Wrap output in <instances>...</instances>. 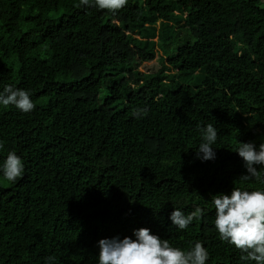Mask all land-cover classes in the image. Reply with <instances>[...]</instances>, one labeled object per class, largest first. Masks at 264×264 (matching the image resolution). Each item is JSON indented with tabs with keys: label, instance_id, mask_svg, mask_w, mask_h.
<instances>
[{
	"label": "trees",
	"instance_id": "16d2710c",
	"mask_svg": "<svg viewBox=\"0 0 264 264\" xmlns=\"http://www.w3.org/2000/svg\"><path fill=\"white\" fill-rule=\"evenodd\" d=\"M77 3L0 0V89H30L36 105L0 106V161L14 150L25 163L15 183L0 180V264H97L99 239L140 227L184 249L201 240L207 264H241L211 196L258 187L232 149L264 142V0ZM156 48L158 70L138 71ZM208 123L220 134L202 161ZM174 207L204 211L180 230Z\"/></svg>",
	"mask_w": 264,
	"mask_h": 264
},
{
	"label": "clouds",
	"instance_id": "9594fccd",
	"mask_svg": "<svg viewBox=\"0 0 264 264\" xmlns=\"http://www.w3.org/2000/svg\"><path fill=\"white\" fill-rule=\"evenodd\" d=\"M128 0H78L79 8L107 9L112 13L124 8ZM0 106H15L23 113L32 112L36 105L30 89L6 84L0 89ZM147 106L136 107L132 115L141 119L148 115ZM201 142L195 155L202 161L216 158L219 129L213 124H198ZM237 143L232 149L242 158L246 171L241 174L242 181H255L258 187L233 186L229 193H216L211 196L215 210L214 226L219 238L233 245L241 253V264H264V142ZM5 143L0 139V151ZM25 171V163L14 150H8L0 161V180L15 183ZM185 213L180 207H174L169 219L175 228L188 229L197 213ZM97 264H207L210 252L201 240L193 242L184 249L174 246L169 239L151 232L147 227L133 230L132 236L119 234L101 238L97 241ZM55 257L49 255L44 264H54Z\"/></svg>",
	"mask_w": 264,
	"mask_h": 264
},
{
	"label": "rangeland",
	"instance_id": "374dc122",
	"mask_svg": "<svg viewBox=\"0 0 264 264\" xmlns=\"http://www.w3.org/2000/svg\"><path fill=\"white\" fill-rule=\"evenodd\" d=\"M158 27H159V22H156L155 24V28L156 30H158ZM154 42H157V39H153ZM162 52L159 50V49H155V56H154V59L151 60V61H148V62H145L143 64H140L137 66V70L142 72V73H145V74H151V73H155L158 68H159V58L162 57ZM172 73L175 72V70H172V69H169ZM105 96H106V92L102 91L100 94H99V102L100 103H103L104 99H105Z\"/></svg>",
	"mask_w": 264,
	"mask_h": 264
}]
</instances>
